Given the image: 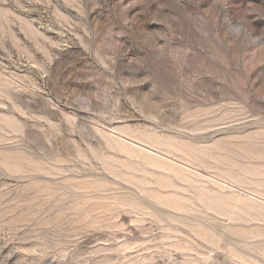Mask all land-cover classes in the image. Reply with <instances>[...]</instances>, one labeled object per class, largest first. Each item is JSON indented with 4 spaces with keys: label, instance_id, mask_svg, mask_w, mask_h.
I'll list each match as a JSON object with an SVG mask.
<instances>
[{
    "label": "rangeland",
    "instance_id": "374dc122",
    "mask_svg": "<svg viewBox=\"0 0 264 264\" xmlns=\"http://www.w3.org/2000/svg\"><path fill=\"white\" fill-rule=\"evenodd\" d=\"M0 264H264V0H0Z\"/></svg>",
    "mask_w": 264,
    "mask_h": 264
}]
</instances>
